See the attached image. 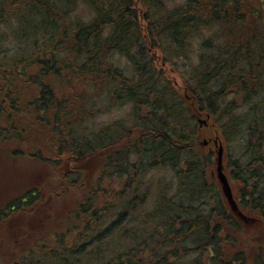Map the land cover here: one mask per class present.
<instances>
[{
	"label": "trees",
	"instance_id": "1",
	"mask_svg": "<svg viewBox=\"0 0 264 264\" xmlns=\"http://www.w3.org/2000/svg\"><path fill=\"white\" fill-rule=\"evenodd\" d=\"M206 133L227 145L240 208L264 220V0H0V144L68 160L60 186L79 191L7 264H246ZM158 171L171 179H148ZM37 196L9 200L0 222Z\"/></svg>",
	"mask_w": 264,
	"mask_h": 264
},
{
	"label": "rangeland",
	"instance_id": "2",
	"mask_svg": "<svg viewBox=\"0 0 264 264\" xmlns=\"http://www.w3.org/2000/svg\"><path fill=\"white\" fill-rule=\"evenodd\" d=\"M86 11L87 10H85V12ZM7 39L13 41H8L5 44V50L7 52H15L18 48V44L14 40L13 35H9ZM158 65L162 66L160 59ZM165 68L169 70L168 66ZM177 81L181 84L178 77ZM126 110L127 107L121 108L120 111L117 109L107 110L99 114L96 120L98 123L110 122L120 115L125 116ZM200 119L206 120L205 116H201ZM201 125H206V122H202ZM206 135L208 134H205L202 142L210 139V144L203 146L205 148L214 149L215 152L217 147L214 146L211 139L214 135H210V138ZM223 146L225 148L227 145L225 146L223 144ZM18 147L22 152L26 153H29V150L32 149L26 144H0V207H5L9 200L21 195L31 188L38 191L37 197L39 198L37 201L38 203L36 202L34 207H29L30 209L28 208L25 212L18 213L0 222V264H7V259L13 254V251L9 250L11 247H17L19 244L25 243V241H28L27 244L33 242L40 231L47 234L55 222L56 225L57 223H65L69 206H71L75 198L79 196L78 190L72 189L69 191L68 187H61L62 181L59 179L60 176L77 172L78 168L75 167V165L68 163V160L63 161L62 164H58L57 162H44L40 161V159L35 156H23L25 153L21 154V156L9 155V150H17ZM225 172L230 181H232L226 167ZM214 175L216 177L215 169ZM147 177L154 181L160 177L164 178V180L171 179L170 174L166 171L151 172ZM111 184L114 187L113 191H115L118 188V181L113 180ZM232 187L234 190V183ZM234 193L236 195V190H234ZM243 212L250 217V220L246 222L240 219L243 224V231L241 235L238 234V236L245 242L248 249L247 252L249 256L246 264H254L252 251L256 249L260 251L259 248L256 247H258L257 245L259 243L260 245L264 243V220L254 218L253 214H249L245 212V210H243ZM45 234L43 235L44 237ZM14 241L16 243L13 245L12 242ZM19 250L21 249L19 248ZM19 250H17V253L20 252ZM10 262L11 261L8 263ZM262 264H264V262Z\"/></svg>",
	"mask_w": 264,
	"mask_h": 264
},
{
	"label": "water",
	"instance_id": "3",
	"mask_svg": "<svg viewBox=\"0 0 264 264\" xmlns=\"http://www.w3.org/2000/svg\"><path fill=\"white\" fill-rule=\"evenodd\" d=\"M214 146L217 147L215 150L216 156L214 158L215 162V172L217 182L219 184L221 193L223 198L225 199L226 203L230 207L231 211L240 219L245 220L246 222L249 220L247 216L242 212L239 207V204L236 199V195L234 193L231 181L228 175L225 172V148L223 146L222 141L216 137L212 140ZM209 141L205 140L203 145L208 144Z\"/></svg>",
	"mask_w": 264,
	"mask_h": 264
},
{
	"label": "flooded vegetation",
	"instance_id": "4",
	"mask_svg": "<svg viewBox=\"0 0 264 264\" xmlns=\"http://www.w3.org/2000/svg\"><path fill=\"white\" fill-rule=\"evenodd\" d=\"M245 212H248V211H245ZM248 213H249V214H252V213H250V212H248ZM248 217H249V216H248ZM252 218H253V217H252ZM254 218H255V217H254ZM248 221H249V220H248ZM248 221H247V222H248Z\"/></svg>",
	"mask_w": 264,
	"mask_h": 264
}]
</instances>
